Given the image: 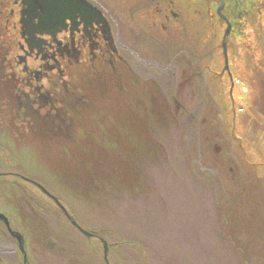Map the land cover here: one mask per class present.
<instances>
[{"label": "flooded vegetation", "instance_id": "af4514ba", "mask_svg": "<svg viewBox=\"0 0 264 264\" xmlns=\"http://www.w3.org/2000/svg\"><path fill=\"white\" fill-rule=\"evenodd\" d=\"M253 32L264 37V0H0V264H41L56 246L50 219L74 225L56 195L64 159L56 152L71 155L70 166L86 163L79 141L108 135L98 114L117 109L127 125L150 117L151 106H183L171 91L191 78L202 89L218 80L236 106L243 81L229 48ZM144 51L160 58L143 60ZM37 230L41 240L31 242Z\"/></svg>", "mask_w": 264, "mask_h": 264}, {"label": "rangeland", "instance_id": "374dc122", "mask_svg": "<svg viewBox=\"0 0 264 264\" xmlns=\"http://www.w3.org/2000/svg\"><path fill=\"white\" fill-rule=\"evenodd\" d=\"M195 37L187 36L194 51ZM237 41L229 48L243 81L236 106L218 80L202 89L191 78L171 91L183 106H151L150 117L141 108L145 119L127 125L117 109L98 114L108 135L79 141L86 163L70 166L74 158L56 152L64 158L56 167V195L93 235L56 213L48 228L56 246L42 251L41 264H264V72L253 69L264 64V37L253 32ZM220 50L218 64L225 58ZM58 140V147L80 146ZM29 237L37 242L42 235Z\"/></svg>", "mask_w": 264, "mask_h": 264}, {"label": "water", "instance_id": "95a60500", "mask_svg": "<svg viewBox=\"0 0 264 264\" xmlns=\"http://www.w3.org/2000/svg\"><path fill=\"white\" fill-rule=\"evenodd\" d=\"M56 201L59 202L57 197H56ZM63 209H64V210L66 211V213L68 214L67 210H66L64 207H63ZM68 215L70 216V214H68ZM70 218L72 219L73 224L76 225V226H78L79 229L82 231V233H84V234L87 235L88 237H90V236L93 235V233H90V232H88L87 230H85L84 228L80 227V226L78 225V223L76 222V220H75L72 216H70ZM102 241H103V243H104L105 259L109 262V257H108V256H109V245H108V243H107L104 239H102Z\"/></svg>", "mask_w": 264, "mask_h": 264}, {"label": "bare ground", "instance_id": "6f19581e", "mask_svg": "<svg viewBox=\"0 0 264 264\" xmlns=\"http://www.w3.org/2000/svg\"><path fill=\"white\" fill-rule=\"evenodd\" d=\"M219 2H220V1H219ZM219 10H220V9H219ZM225 20H226V19H225ZM228 35H229V34H228ZM225 46H226V45H225ZM227 55H228V54H227ZM227 60H229V58H228ZM228 63H229V62H228ZM228 63H227V64H228ZM226 67H228V66H226ZM230 96H231V95H230ZM229 107H230V106H229Z\"/></svg>", "mask_w": 264, "mask_h": 264}]
</instances>
